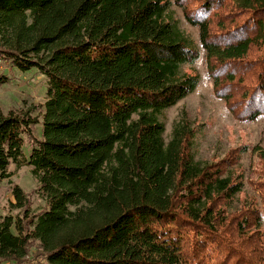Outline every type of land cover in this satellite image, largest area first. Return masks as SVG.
Here are the masks:
<instances>
[{
	"label": "trees",
	"instance_id": "obj_1",
	"mask_svg": "<svg viewBox=\"0 0 264 264\" xmlns=\"http://www.w3.org/2000/svg\"><path fill=\"white\" fill-rule=\"evenodd\" d=\"M201 47L215 96L264 119V0H0V86L46 80L40 104L0 106V180L24 163L46 202L14 187L0 264H264L260 194L231 167L249 150L200 160L183 121L166 138Z\"/></svg>",
	"mask_w": 264,
	"mask_h": 264
},
{
	"label": "rangeland",
	"instance_id": "obj_2",
	"mask_svg": "<svg viewBox=\"0 0 264 264\" xmlns=\"http://www.w3.org/2000/svg\"><path fill=\"white\" fill-rule=\"evenodd\" d=\"M177 14L183 29L197 35V29L189 26L181 9L177 10ZM186 71L197 73L200 84L192 94L165 112L162 119L166 124V138L170 139L177 122L189 124L196 131L194 147L197 158L209 162L232 158L246 147L249 152L243 153L231 167L234 166V174L245 178L249 192L257 191L260 194L264 207V165L255 151L258 147H264V119L256 122L237 120L225 102L215 96L202 47L201 57L193 68H186ZM11 74V81L0 86V106L4 112L24 111L44 101L46 80L40 74H28L17 69H13ZM40 127H37L39 132ZM11 168L15 171L12 178L0 180V218L11 216L19 222L23 211L14 196L15 186L26 192L31 212L38 213L46 202L38 193V183L28 166L24 163L20 166L13 164Z\"/></svg>",
	"mask_w": 264,
	"mask_h": 264
}]
</instances>
